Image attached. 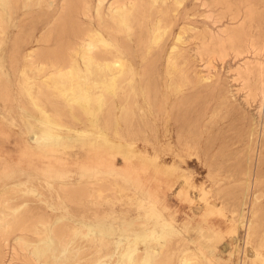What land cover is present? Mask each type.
Instances as JSON below:
<instances>
[{"label":"rangeland","instance_id":"rangeland-1","mask_svg":"<svg viewBox=\"0 0 264 264\" xmlns=\"http://www.w3.org/2000/svg\"><path fill=\"white\" fill-rule=\"evenodd\" d=\"M37 1L26 5L24 0H0L2 196H9L8 199L17 203L31 201L33 194H25L20 187L44 184L45 178L54 186L66 180L110 182L115 187L107 193H114L103 201L112 203L113 206L108 207L121 209L116 214L120 221L116 231L142 232L145 227L152 226L155 228L153 245L158 248V237L161 242L165 239L161 236L164 230L167 232L164 234L170 253L169 264H184V258L185 264H219L216 261L218 248L222 250L220 256L223 255V259L230 255V264H264V246L261 245L264 241V148H260V141L264 139V94L259 93L245 102L246 89L240 79H234L235 69L244 59L264 62V49L257 55L253 52L236 55L229 50L224 57H215L212 67L205 66L193 50H189L190 66L200 75H210L211 78L218 75L222 88L232 91L230 99L234 105H220L213 109L215 97L210 95L207 109L199 103H185L167 114L158 109L155 120L148 122L143 130L135 124L130 129L131 134L119 137V125L113 126V130L105 127L104 102L101 106L98 103V99L104 100V70L95 71L94 75L92 72L71 74L61 79L55 75L44 76L45 73L30 66L23 56L32 35L40 31L55 9L37 4ZM216 1L184 0L181 4L180 8L190 9L195 3L198 9V15L193 16L200 21L196 22V28L192 26L180 32V40L189 47L198 42L194 36L203 22L215 29L228 22L226 17L219 18L223 5ZM232 1L244 3V0ZM249 2L261 3L264 7V0ZM207 14L220 20L213 24L205 17ZM257 22L255 18V27ZM176 30L178 27L174 32ZM54 42L53 35L46 43L53 45ZM36 77L42 78L36 80ZM137 79L138 76L133 84ZM149 87L151 96L173 98L166 93L163 81L155 88L150 82ZM183 87L186 89L187 85ZM128 90L133 100L140 98V93L137 94L130 85ZM79 103L94 109L97 114L80 111V118H74L72 112ZM132 108L135 109L136 105L133 104ZM203 111L208 113L209 120L201 116ZM164 125L169 128L166 137L162 135ZM33 130L45 137L41 143L31 137ZM253 142V154H261L258 167L255 159L251 161ZM256 173L259 182L254 184ZM8 186L13 188L7 189ZM161 200L165 201L162 203ZM208 205L215 207L206 211ZM249 208L257 209L251 230L245 233L240 217L236 216L233 223L241 229L233 243L235 246L228 243L222 247L225 239L229 240L223 236L226 232L219 230L215 223L221 222L224 227L228 223L222 221L231 217L232 210L237 213L239 209L247 211ZM124 221L125 225L121 226ZM174 226L177 231L172 232Z\"/></svg>","mask_w":264,"mask_h":264},{"label":"bare ground","instance_id":"bare-ground-1","mask_svg":"<svg viewBox=\"0 0 264 264\" xmlns=\"http://www.w3.org/2000/svg\"><path fill=\"white\" fill-rule=\"evenodd\" d=\"M33 1L24 0V3L28 5ZM183 1L38 0L37 4L43 3L44 6L55 9L40 31L32 35L30 45L24 50L23 56L30 66L45 73L44 76L55 75L61 79L71 74L87 75L104 70V100L98 99V103L101 106L104 102L105 127L113 130V126L119 125V137L125 138L131 134L130 129L135 124L141 130L148 122L154 121L158 109L165 110L167 114L172 108L181 107L185 103H199L207 109L210 95L215 97L213 109L220 105L231 107L234 105L230 99L232 91L222 88L218 75L211 78L210 75H200L195 71L190 66L189 50H193V54L207 67H212L213 59L224 57L229 50L234 51L236 55L248 52L260 54L264 49V28L261 27L264 25V7H261V0L257 2L259 5L249 0H244L243 4L232 0H217L216 3L223 5L219 18L226 17L228 22L217 29L203 22L194 36L198 42L193 47L180 40V32L192 26L196 28V22L200 21L193 16L198 15V9L195 3L190 9L184 6L180 8ZM205 17L210 18L213 24L220 20L213 18L211 14ZM255 18L258 20L256 27ZM177 27L178 30L174 32ZM53 35L55 42L48 45L46 42ZM28 71L30 69H27ZM235 74L234 79H240L246 89L243 99L245 102L259 93L264 94V62L246 58L237 65ZM137 76V83L133 84ZM40 78L42 77H36V80ZM162 81L166 93L173 95V98L149 95L150 82L155 88ZM129 85L137 94L140 93V98L133 100L128 90ZM185 85L186 89L183 87ZM133 104L136 105L135 109L132 108ZM77 105L79 107H74L72 112L74 118H80V111L97 114V111L94 112V109L84 104ZM201 114L204 120H209L206 111ZM252 129L251 127L248 131L249 135ZM168 132L169 128L164 125L162 135L166 137ZM30 134L36 143L45 139L40 133ZM254 143L251 147V161L255 159L258 167L261 154H253ZM260 148H264V139L260 141ZM43 181L44 184L20 187L25 194H33L31 201L17 203L14 199H8L9 196H2L3 192L0 191V200L2 197L6 198L0 201V264L170 263L164 230L161 236L165 239L161 242L158 237V248L153 245L152 235L155 228L152 226L145 227L142 232L116 231L120 227L116 214L121 209L108 207L112 203L108 200L109 204H105L103 201L113 195V191L112 194L107 193L114 189L112 183H101L98 180L89 183L66 180L54 186L46 178ZM258 182L256 173L254 184ZM11 188L13 187H7ZM19 192L23 195L22 191ZM214 207L208 205L206 211ZM256 215L255 208H249L247 211L239 209L237 213L232 210L231 217L222 221L227 222V225L223 227L221 222L215 223L219 230L226 232L223 236H227L229 240L225 239L222 247H226L228 243L233 244L237 239L241 228H237L233 223L236 216L240 217L241 227L248 233ZM124 223L125 221L121 226H124ZM171 231H177V228L174 226ZM261 245L264 246V241ZM221 252L218 248L216 261L219 264H230V255L223 259ZM206 256L210 258L211 254ZM182 261L185 264L186 258Z\"/></svg>","mask_w":264,"mask_h":264}]
</instances>
